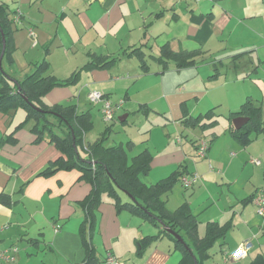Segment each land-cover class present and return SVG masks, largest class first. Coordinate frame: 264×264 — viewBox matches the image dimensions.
I'll return each instance as SVG.
<instances>
[{"label": "crops", "instance_id": "obj_1", "mask_svg": "<svg viewBox=\"0 0 264 264\" xmlns=\"http://www.w3.org/2000/svg\"><path fill=\"white\" fill-rule=\"evenodd\" d=\"M17 7L22 11V24L12 23L13 61L6 62L9 78L23 79L43 59L58 80L78 71L74 84L52 88L43 102L75 106L79 113L88 115L91 126L73 152L64 153L49 143L46 132L35 142L33 121L16 131L25 120L24 111L22 118L15 116L17 111H0V255L11 253L9 264H21L25 257L18 251V242L28 236L27 227L36 228L42 222L52 223L50 240L40 233L41 238L28 241L44 246L43 253L60 250L67 264L85 261L88 253L83 238L98 264L107 252L121 261L130 259V264H178L181 254L173 249L169 237L149 239L159 229L126 210L117 211L114 199L105 193L87 214L82 202L93 192V184L82 179L80 169L61 167L40 176L59 159L64 163L72 157L78 164H94L88 149L100 141L106 148L121 147L128 165L147 152L151 156L149 170L139 174L146 186L180 170L184 175L198 174L194 187L186 189L178 181L162 198L169 212L182 205L188 207L199 222V237L211 222L227 225L229 232L235 216L241 228H248L243 217L252 205L251 197L264 194L261 182L259 187L251 183L254 176H264V135L243 147L229 132L234 119H226L228 125L217 133L214 127L206 133L186 129L180 121L210 109H215L218 117L220 111L230 114L246 99L260 106L264 115V0H19ZM32 27L36 29L34 38L28 34ZM183 52L196 53V64L176 68L172 57ZM17 54L25 59L22 71L16 69ZM92 56L113 59L112 65L81 70ZM94 91L112 103L123 101L112 122H103L99 109L95 111L89 103L88 95ZM94 120L105 127L99 134L92 133ZM12 133L13 139L8 141ZM212 134L215 138L210 142ZM114 135L122 138L108 142ZM154 135H161L160 141L154 142ZM200 139L209 143L205 158L196 156L192 144ZM254 160L261 163L256 165ZM251 165L255 167L252 170ZM228 189L232 192L224 199ZM118 197L122 203L134 201L126 191L118 190ZM246 234L233 246L226 242V235L222 241L227 251L250 243V233ZM144 239L149 243H143ZM69 240L76 245L64 246ZM257 242L243 264L264 254L260 249L263 243ZM12 246L16 248L10 249ZM231 261L227 257L224 264ZM0 264L8 263L0 259ZM36 264L49 262L41 259Z\"/></svg>", "mask_w": 264, "mask_h": 264}, {"label": "trees", "instance_id": "obj_2", "mask_svg": "<svg viewBox=\"0 0 264 264\" xmlns=\"http://www.w3.org/2000/svg\"><path fill=\"white\" fill-rule=\"evenodd\" d=\"M17 20H19V22H16ZM21 20V13L16 11L11 12L5 1L0 0V55L2 53L1 34L5 37V48L0 64V111L4 113L12 111V113H14L21 107L26 116L25 120L17 126L16 131L33 121L34 125L31 131L35 136V142H39L46 132L49 134V143H53L64 153H72L74 147L80 142L81 135L85 132L87 126H91L88 115L79 113L75 109V106L72 105H48L43 102V97L52 88L66 87L74 84L79 72H74L65 80H58L50 73L48 61L43 59L35 63L33 65V70L25 75L23 79L17 80L9 78V74L5 71L3 63L11 62L12 64L13 60L10 55L12 23L19 26L22 23ZM130 55H132L131 52ZM195 55L196 53L183 52L178 55L176 54L172 57V60L176 62V68H183L196 64L193 59ZM112 62L113 59L109 61L92 56L81 70L96 68L106 69L112 65L110 64ZM106 98L109 99L108 97ZM120 102L122 106L123 101H118L113 104L119 105ZM238 117L247 119L246 124L239 130H235L231 125L229 132L241 146H247L257 135L264 134V115L262 108L256 106L255 102L251 99H246L239 110L231 112L228 116V120L231 121ZM217 120L218 113L215 109H210L196 117L184 116L180 122L186 129L199 128L203 133H206L215 126ZM53 130H57L58 134H55ZM13 134L14 133L7 138L8 141L13 139ZM214 138L215 134H212L210 142ZM201 140L205 142L204 139L198 140L197 143H193L192 141L197 157L199 141ZM206 147L205 156L209 146ZM88 150H90V157L93 159L94 164L82 160L83 163L78 164L71 160L72 157L70 158V155V159L64 163L60 162V159L57 162L50 163L49 166L41 172L40 176L50 175L61 167L65 169H80L82 172V179H87L93 184V192L82 202L87 214L92 213L94 208L93 204L97 203L102 193H105L107 196L114 199V205L117 211L126 210L134 216L152 222L159 229L158 234L149 237V239L155 240L162 236L169 237L173 243V249L181 254L178 264H208V261L210 264L212 263L211 260L213 255L210 250L219 239L223 240L226 237L228 232L227 225H218L214 222L207 223L203 236L199 237V222L196 217L190 213L188 207L182 205L178 209L169 212L162 198L170 191L172 185L180 181L181 177L186 176L184 175L186 174L185 171H176L168 178L154 185L146 186L140 181L139 174L146 173L149 170L151 156L147 152L136 156L128 165L125 159V153L121 147L106 148L102 145V141H100L94 145H90ZM205 156L203 158H205ZM118 190H122L123 192L126 191L134 198V201L125 203L120 202ZM257 194L258 193L251 197V201H253ZM0 199L3 198L0 197ZM86 219H88L87 215ZM92 223L91 217L90 224L92 225ZM83 224H85V222H83ZM81 227H83V225ZM80 232L84 234L82 229ZM170 232L177 234L179 239L174 238ZM83 243L88 253L83 264H97L95 260L92 259V249H90L85 238H83ZM143 243L147 244L149 242L144 239ZM13 248L15 249L16 247H10V249ZM107 254H111L115 259L124 264L110 252L106 253L100 264H103ZM229 256L228 258L232 259V254ZM249 264H264V254H258Z\"/></svg>", "mask_w": 264, "mask_h": 264}, {"label": "rangeland", "instance_id": "obj_3", "mask_svg": "<svg viewBox=\"0 0 264 264\" xmlns=\"http://www.w3.org/2000/svg\"><path fill=\"white\" fill-rule=\"evenodd\" d=\"M18 1L19 0H17V2L14 3L13 0H5V2L9 5V9H10L11 12L16 11V12L22 13V11L17 7L18 6ZM35 1H37V0H35ZM35 3L36 2H34L32 4V6ZM32 30H33L34 34L36 35V29L34 27H32ZM36 42H37V40H36ZM24 63H25L24 57L17 54L16 55L15 65L17 66L16 69H18V71L24 70V67H25ZM3 67H4L5 71L8 70V65L6 63H3ZM93 108L95 109V111L97 110V108L99 109L100 114H101V115L99 114L100 115L99 117L103 121V117H102V113H101V107H97L96 105H93ZM220 112H221V115L218 117L217 123L214 126V132H216V133L219 132L220 130H222L223 125H226V124L228 125V122L226 120V119H228V116H229L228 112H226V111H223V112L220 111ZM18 115H20L21 118L23 117V115H25L24 112H23V109H21V107H19L17 109V114L15 116L17 117ZM16 117H15V120H17ZM116 119H118V116H116ZM130 120H131V118L129 119V121ZM95 123H96V126L94 128V131H92V133H98L99 134V133H101L104 130L105 127L100 122L95 121ZM98 124H100V127H97ZM119 125L120 124L117 123L116 127H119ZM197 129H198L197 131H201L199 128H197ZM161 132H162V130L160 129V133ZM260 135H264V134H260ZM260 135H257V137H259ZM97 136H99V135H97ZM118 136L122 138V135H118ZM118 136L117 135L111 136L109 138L108 142L111 143L112 141L117 140ZM160 139H161V135H157V136H155L154 142H156V141L158 142V141H160ZM219 141L222 142V140H219ZM205 143H206V146H209V143H208L207 140H205ZM260 163H261V161H260ZM254 168L255 167L251 165L250 170H252ZM250 174H251L250 171H248L247 175L250 176ZM186 176H189V175H186ZM260 182L262 183V186H264V176L263 175L254 176V178L251 179V183L254 184L255 187H259L261 185ZM195 185H196V183L193 184L190 188L194 187ZM230 192H232V190L228 189L226 191V193H224V199H227V197H229ZM261 193L262 192H259L258 194H261ZM125 200H126V198H125ZM241 202H240V204H241ZM247 207H250V208L247 211V214L244 215L243 219L245 221L247 220L249 222L248 228L247 229L241 228L242 225L239 222V218H238V216H235V218L232 220V223L234 224V228L228 232L227 237H226V242L228 243L230 241V244L232 245V244L238 243V241L240 242L241 240H239V239L245 238V236L247 235L246 233H248V232L250 233V238H251V242L250 243L252 245L249 246V249L247 251V255L244 258H246L248 256V252L250 251L251 246L253 247L256 243H258L257 241L263 243V244H261L263 246H261L260 249L264 250V215L258 214V212H257L258 208L256 207V205L254 204L253 201H252V205H249ZM224 220H227V218L224 219ZM51 228H52V223L51 222H49V223L42 222L40 224V226L36 227V228L33 227V226L27 227L26 231L28 232V236L27 237H22L25 240L24 241L20 240L21 243L18 242V246H17L18 247V251L20 252V255L25 257L22 260L21 264H36V262L41 260V259H42L43 262H49V264H67V263H64L63 259H61L60 250L57 249V250H55L53 252L46 251L45 253H43L42 248L44 246H35L34 244H32L31 241H28L29 239H27V238H30V239L31 238H41L40 233H42V235L44 234L45 240H47V239L50 240V235L53 233V231L50 230ZM201 228H203V225H200V229ZM26 239H27V241H26ZM244 240L245 239H243V241ZM246 242L248 243L249 241H246ZM241 244H243V243H240L238 245V247ZM74 245H76V243L73 240H69L68 242L65 243L64 246H68V247L71 248V246H74ZM232 248L235 250L236 247H232ZM237 248H236V250H237ZM233 251L229 253V251H227V244L223 245L222 239H219L215 243L213 248L210 250L211 254L213 255L212 256L213 258L211 260L212 261L211 264H224V261H226V258L229 255H231L233 253ZM103 254H105L104 251H103ZM244 258L241 261H235L234 260V261H231L229 263L230 264H243L244 261H245ZM16 259H17V256H16ZM26 260H28L29 262H27ZM122 262L124 264H130V259H124L123 258Z\"/></svg>", "mask_w": 264, "mask_h": 264}, {"label": "built area", "instance_id": "obj_4", "mask_svg": "<svg viewBox=\"0 0 264 264\" xmlns=\"http://www.w3.org/2000/svg\"><path fill=\"white\" fill-rule=\"evenodd\" d=\"M157 1H160V0H157ZM16 22H19V20H17ZM28 33L32 38L35 37L34 32L31 29L28 30ZM88 101L92 105H99L101 107V113H102V117L105 123L112 122L115 118L116 112L121 107V102L119 103V105L113 104L112 101L107 99L103 94L96 92V91L91 92L88 95ZM206 148L207 147H206L205 142L202 140L199 141V147L197 150L198 157L203 158L205 156ZM252 162L255 163L256 165L259 164L258 160H254ZM199 178L200 177L198 176V174L194 173L189 176L181 177L180 183L184 188L187 189V188H190L193 184L197 183L199 181ZM253 202L258 208V211H257L258 214L264 215V194L262 193L257 194L254 197ZM250 245L251 244L247 242L241 244L237 248V250H235L232 253V259L237 260V261L242 260L247 255V251ZM0 259H3L7 263L13 261V257L8 252H2L0 255ZM103 264H122V263L119 262L117 259H115L111 254H107V257L105 258Z\"/></svg>", "mask_w": 264, "mask_h": 264}, {"label": "water", "instance_id": "obj_5", "mask_svg": "<svg viewBox=\"0 0 264 264\" xmlns=\"http://www.w3.org/2000/svg\"><path fill=\"white\" fill-rule=\"evenodd\" d=\"M2 36V53L0 55V64H1V60H2V56H3V51H4V48H5V37L3 34H1ZM27 100V99H25ZM247 122V119L245 118H241V117H238V118H235L232 123H233V127L235 130H239L244 124H246ZM171 235L174 237V238H178L179 237L177 236V234H175L174 232H170Z\"/></svg>", "mask_w": 264, "mask_h": 264}]
</instances>
